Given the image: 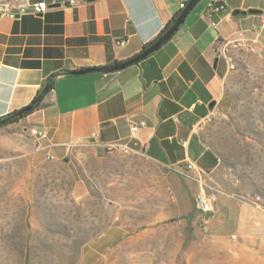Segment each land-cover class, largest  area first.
I'll return each instance as SVG.
<instances>
[{
  "label": "crops",
  "instance_id": "crops-1",
  "mask_svg": "<svg viewBox=\"0 0 264 264\" xmlns=\"http://www.w3.org/2000/svg\"><path fill=\"white\" fill-rule=\"evenodd\" d=\"M41 1L52 4L30 0ZM63 1L43 16H0V119L30 105L58 75L44 108L4 127L16 130L22 157L40 168L80 160L88 152L103 157L108 144L127 143L161 169L176 217L195 235L202 231L226 240L243 230L261 232L257 220L264 219V206L219 191L206 219L195 205V184L181 172L187 162L209 175L220 167L203 129L228 105L232 66L225 48L252 43L264 48V0H201L153 55L122 71L86 75L70 73L132 59L189 0H76L74 6ZM217 3L224 11L211 14ZM141 122L146 125L132 135V126ZM33 129L47 137L37 138Z\"/></svg>",
  "mask_w": 264,
  "mask_h": 264
},
{
  "label": "rangeland",
  "instance_id": "rangeland-1",
  "mask_svg": "<svg viewBox=\"0 0 264 264\" xmlns=\"http://www.w3.org/2000/svg\"><path fill=\"white\" fill-rule=\"evenodd\" d=\"M228 105L203 129L208 193L264 206V48L227 47ZM0 128V264H264L261 232L212 239L176 217L161 169L136 152L31 166Z\"/></svg>",
  "mask_w": 264,
  "mask_h": 264
},
{
  "label": "built area",
  "instance_id": "built-area-1",
  "mask_svg": "<svg viewBox=\"0 0 264 264\" xmlns=\"http://www.w3.org/2000/svg\"><path fill=\"white\" fill-rule=\"evenodd\" d=\"M51 1L52 4H49L46 1L31 3L30 0H0V16H4L12 20H19L28 15L43 16L55 4H57L59 0ZM62 4L65 6H74L76 4V0H64ZM181 8L184 9L185 5L183 4ZM224 9L225 6L223 4H214L211 7V14L220 13L224 11ZM145 125V122L133 125L131 129L132 135L137 134L139 129ZM31 133L39 139H44L47 137L45 132H41L37 129H33ZM106 151L109 154L118 152H134L129 144L121 142H112L108 144ZM181 175L183 178L193 182L197 188V192L195 194V205L197 210L204 217H206L208 213H214L216 197L215 195L208 193V174L195 163L187 162L183 171L181 172Z\"/></svg>",
  "mask_w": 264,
  "mask_h": 264
},
{
  "label": "water",
  "instance_id": "water-1",
  "mask_svg": "<svg viewBox=\"0 0 264 264\" xmlns=\"http://www.w3.org/2000/svg\"><path fill=\"white\" fill-rule=\"evenodd\" d=\"M201 2V0H189L185 8L179 13V15L175 18L172 25L168 28V30L159 37L153 44H151L148 48L140 52L138 55L133 57L132 59L120 63L115 64L113 66H106L101 68H86L84 70L71 72L72 75H86L89 73H111L122 71L128 67L139 64L141 61L145 60L149 56L153 55L156 51H158L163 45H165L171 38L175 35V33L179 30V28L184 24L186 18L191 14V12L195 9V7ZM252 13H255L252 11ZM239 12H236V16ZM243 15H246V12H242ZM34 110V106H27L23 110L17 112L12 117H22L25 114L32 113ZM212 213H208L206 215V219H210L212 217Z\"/></svg>",
  "mask_w": 264,
  "mask_h": 264
},
{
  "label": "trees",
  "instance_id": "trees-1",
  "mask_svg": "<svg viewBox=\"0 0 264 264\" xmlns=\"http://www.w3.org/2000/svg\"><path fill=\"white\" fill-rule=\"evenodd\" d=\"M188 3V2H187ZM187 5V4H186ZM185 5V6H186ZM183 10V9H182ZM181 10V11H182ZM180 11V12H181ZM179 12V13H180ZM179 13L175 16V18L179 15ZM175 18L171 21V23L165 28V30L162 32V34L159 36L161 37L167 30L168 28L172 25V23L174 22ZM156 41V40H155ZM154 41V42H155ZM154 42H152L151 44H153ZM150 44V45H151ZM149 45V46H150ZM148 46V47H149ZM146 47V48H148ZM146 48H144L143 50H145ZM58 75H53L51 76L45 83L44 85L42 86L41 90L38 92L37 96L34 98V100L31 102L30 105L28 106H31L33 105L34 106V110L33 112L37 111V110H40L42 108H44L45 104H44V101L46 99V97L54 90V87H55V80L57 79ZM26 108V107H25ZM24 109V108H23ZM22 109V110H23ZM32 112V113H33ZM17 113V112H16ZM16 113H13V114H10L4 118H1L0 119V128H4V127H7L9 125H13V124H17L19 123L21 120H24L26 119L27 117H29L32 113H28V114H25L24 116L22 117H12L14 114Z\"/></svg>",
  "mask_w": 264,
  "mask_h": 264
}]
</instances>
